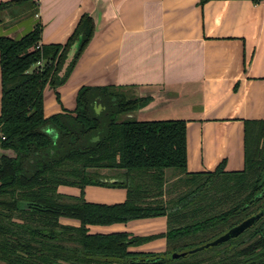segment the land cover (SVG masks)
<instances>
[{"label":"trees","instance_id":"1","mask_svg":"<svg viewBox=\"0 0 264 264\" xmlns=\"http://www.w3.org/2000/svg\"><path fill=\"white\" fill-rule=\"evenodd\" d=\"M15 7L23 15L39 12L33 0L0 4V10ZM94 29L92 17L84 15L65 46L42 45L41 23L21 39L0 37V264H264V215L229 241L170 257L215 241L264 211L263 122H246L243 172L226 173L221 165L214 172L191 174L187 122H118L116 116L146 104L119 91L123 88L84 87L77 116L45 118L44 89L66 82ZM79 36L75 60L60 77L66 53ZM93 96L104 102L105 115L110 113L105 130L92 107ZM94 136L97 142L91 141ZM98 169L124 174L112 184L94 172ZM87 185L125 186L128 199L116 205L88 203ZM63 186L77 187L80 194L59 193ZM159 216L168 217V251L163 254L129 251L157 236L91 234L88 228ZM63 218L80 224H64Z\"/></svg>","mask_w":264,"mask_h":264},{"label":"crops","instance_id":"2","mask_svg":"<svg viewBox=\"0 0 264 264\" xmlns=\"http://www.w3.org/2000/svg\"><path fill=\"white\" fill-rule=\"evenodd\" d=\"M33 1L39 4L34 15H23L17 7L0 10V37L21 39L41 23L42 45L65 46L84 15L95 24L93 38L66 82L44 89L46 119L77 116L84 87L131 89L133 98L146 100L129 112H140L135 121H159L146 118L163 111L165 120L187 122L188 173L214 172L221 165L226 173L245 170L246 122L264 123V0ZM93 97L92 107L102 115L106 106ZM1 101L0 58V116ZM167 175L172 177L173 171ZM84 191L85 201L93 204L128 199L125 186L87 185ZM88 228L91 234L157 236L129 251L167 252V216Z\"/></svg>","mask_w":264,"mask_h":264},{"label":"water","instance_id":"3","mask_svg":"<svg viewBox=\"0 0 264 264\" xmlns=\"http://www.w3.org/2000/svg\"><path fill=\"white\" fill-rule=\"evenodd\" d=\"M81 42H82V36H79V38L76 39L74 41V43L69 47V49L66 53V56H65V60L62 64V67H61L60 72H59L60 77H64L66 75L67 71L69 70L70 66L72 65L73 61L75 60V57H76V55L80 49ZM263 215H264V211H262L259 214L251 217L250 219H247L246 221L242 222L241 224H239L238 226L229 230L226 234L222 235L221 237H219L215 241H212V242L207 243L205 245L194 248V249L190 250L189 252L174 253L170 257L175 258V259L180 258V257L187 255L188 253H194V252L203 250L205 248H208L211 246H216L220 243L229 241L231 238L239 236L245 230H247L252 225H254Z\"/></svg>","mask_w":264,"mask_h":264},{"label":"rangeland","instance_id":"4","mask_svg":"<svg viewBox=\"0 0 264 264\" xmlns=\"http://www.w3.org/2000/svg\"><path fill=\"white\" fill-rule=\"evenodd\" d=\"M31 6L34 8L32 9V11H36V8L33 6V4H31ZM119 91H123L127 94H131L133 90L131 89H127V88H123V89H119ZM96 103V102H95ZM101 113V112H100ZM110 114V113H109ZM109 114L106 116L105 113H103L102 115H99L101 116V121H102V129L105 130L107 129V124H108V121H109ZM98 115V114H97ZM140 115V112L138 113V111H135L133 113H125V114H120L118 116H116L118 122H122V121H125V120H137L139 118H137L138 116ZM168 115L164 114V112L162 111L160 114L157 112V114H154L150 117H147L146 120H152L154 118H157V119H160V120H165L166 117ZM131 117V118H130ZM134 117V118H132ZM98 136H96L95 138H97ZM94 172H97L98 174L104 176L106 178V180H111L112 179H118V178H121L123 177V174H121V172H123V170L119 171V170H109V169H98L97 171H94ZM59 193H66L67 195H79L80 194V189L77 188V187H71V186H63L62 188L60 187V189L58 190ZM64 202L66 203H72L73 201L70 200L69 198H65L63 199ZM61 222L64 223V224H70V225H73L74 223H76L75 220H65V219H61ZM167 251H168V248H167Z\"/></svg>","mask_w":264,"mask_h":264},{"label":"flooded vegetation","instance_id":"5","mask_svg":"<svg viewBox=\"0 0 264 264\" xmlns=\"http://www.w3.org/2000/svg\"><path fill=\"white\" fill-rule=\"evenodd\" d=\"M68 115H72V113H68ZM109 118V117H108ZM85 128H82L81 130H84ZM49 130V129H48ZM96 136H94L91 141L92 142H97L99 140V137L95 138Z\"/></svg>","mask_w":264,"mask_h":264},{"label":"built area","instance_id":"6","mask_svg":"<svg viewBox=\"0 0 264 264\" xmlns=\"http://www.w3.org/2000/svg\"><path fill=\"white\" fill-rule=\"evenodd\" d=\"M40 66H42V63H39Z\"/></svg>","mask_w":264,"mask_h":264}]
</instances>
